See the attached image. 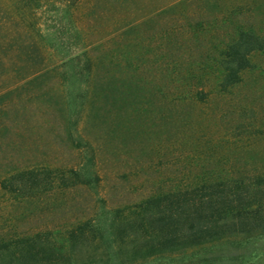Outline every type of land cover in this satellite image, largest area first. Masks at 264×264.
Returning a JSON list of instances; mask_svg holds the SVG:
<instances>
[{
    "label": "rangeland",
    "instance_id": "374dc122",
    "mask_svg": "<svg viewBox=\"0 0 264 264\" xmlns=\"http://www.w3.org/2000/svg\"><path fill=\"white\" fill-rule=\"evenodd\" d=\"M24 18L39 48L33 80L0 71V88L16 89L0 103V264H168L144 251L111 262L99 237L120 223L129 244L139 227L124 223L157 198L156 212L170 198L203 221L263 198L264 0H35ZM242 34L257 39L246 54ZM73 231L89 244L74 253ZM197 250L174 264L248 254Z\"/></svg>",
    "mask_w": 264,
    "mask_h": 264
},
{
    "label": "trees",
    "instance_id": "16d2710c",
    "mask_svg": "<svg viewBox=\"0 0 264 264\" xmlns=\"http://www.w3.org/2000/svg\"><path fill=\"white\" fill-rule=\"evenodd\" d=\"M34 2L35 0H12L9 9L0 6V71L5 66H10L14 70L16 68L18 70L19 68H24L26 70L25 73L20 74L19 72H15L17 73L16 80L12 81V83L17 86L22 83L26 85L32 82L33 69L30 67L33 65V52H39V48L33 37L32 23L24 18L25 14L32 15ZM241 36H248L249 41L245 44L238 43L235 49L239 47V49L242 48V52H245L244 54L249 53L254 47V42L252 41H256L257 39L248 34H242ZM80 68L83 71L82 76L87 79L91 62L86 53L84 62ZM40 71L42 70L34 72V75L40 73ZM15 90V88L11 89L9 87L5 90L4 88H0V103L6 96L15 92ZM0 106L2 105L0 104ZM27 175L29 173L25 172L17 174L12 178L13 180L18 177L20 179ZM261 185H264V176L256 178L253 185L255 187L253 198H257L258 193L263 198H258L256 202H250L247 206H244L242 202L239 203L238 209L240 210L237 213H232L228 210V215L231 217H227L226 215L220 218L219 221H209L208 218L203 221L201 216H198L196 206H191V211L174 212L170 206L172 200L170 198H165L166 208L161 212H156L157 205L164 198L151 200L148 202V206L143 209V213L140 212L142 214L140 217H136L131 222L124 223L128 228L134 225L140 228L147 221L146 226L149 228V231H142V233L139 228L137 232L133 230L130 243L124 244L118 236L120 223L117 225L111 223L109 225L111 231L109 237H104L102 234L99 237L104 256L111 260V262H114L116 259L121 260L124 256L144 251L151 258L157 259L160 257L161 260L166 261L168 264H174L186 259H190L191 261L199 259L203 253L197 249L202 250L207 255L209 246L213 248L218 245L235 244L248 253L241 256L244 264H259L260 261L264 260V192H260ZM156 203L157 205H155ZM228 204L230 203L228 202ZM210 222L211 224H209ZM219 222H221L220 225ZM85 227L81 226L78 228L79 232L77 233L80 236L83 234L82 231ZM237 227L239 228L237 231L230 230ZM256 227H259L261 230H255ZM221 228H227L228 233L225 234L223 230H220ZM68 241L70 243L69 249L73 253L87 242L84 239H79L75 231L70 233ZM88 246L89 244H86L84 247ZM29 250L31 251V248ZM97 250L94 252H98ZM71 255L73 254L71 253ZM26 256L30 258L33 255L27 252ZM12 257L14 258L15 256ZM13 264L21 263L18 261V263ZM240 264L242 263L240 262Z\"/></svg>",
    "mask_w": 264,
    "mask_h": 264
}]
</instances>
